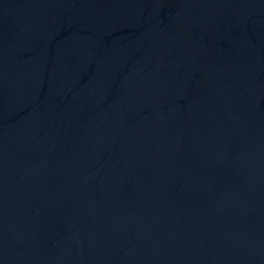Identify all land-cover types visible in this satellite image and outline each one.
<instances>
[{
	"label": "water",
	"instance_id": "obj_1",
	"mask_svg": "<svg viewBox=\"0 0 264 264\" xmlns=\"http://www.w3.org/2000/svg\"><path fill=\"white\" fill-rule=\"evenodd\" d=\"M0 264H264V0H0Z\"/></svg>",
	"mask_w": 264,
	"mask_h": 264
}]
</instances>
